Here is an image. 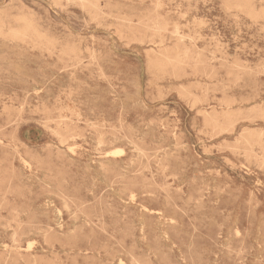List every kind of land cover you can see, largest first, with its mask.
Instances as JSON below:
<instances>
[{
	"label": "rangeland",
	"instance_id": "rangeland-1",
	"mask_svg": "<svg viewBox=\"0 0 264 264\" xmlns=\"http://www.w3.org/2000/svg\"><path fill=\"white\" fill-rule=\"evenodd\" d=\"M0 264H264V0H0Z\"/></svg>",
	"mask_w": 264,
	"mask_h": 264
},
{
	"label": "bare ground",
	"instance_id": "bare-ground-1",
	"mask_svg": "<svg viewBox=\"0 0 264 264\" xmlns=\"http://www.w3.org/2000/svg\"><path fill=\"white\" fill-rule=\"evenodd\" d=\"M47 8H49V7H47ZM30 22H31V19H30ZM25 23V22H24ZM25 26V25H24ZM33 27V26H32ZM65 126V125H64ZM101 140V139H100ZM70 149V148H69ZM114 150H116V149H114ZM22 161H24V159H22ZM25 163H26V161H25ZM131 195H133V194H131ZM171 220H173V219H171ZM6 244V243H5ZM4 244V245H5ZM27 244H28V242H27ZM6 246V245H5ZM121 262V261H120ZM124 262V261H123Z\"/></svg>",
	"mask_w": 264,
	"mask_h": 264
}]
</instances>
